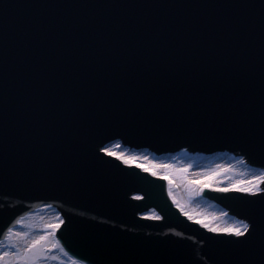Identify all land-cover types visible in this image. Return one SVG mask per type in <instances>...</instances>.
I'll return each mask as SVG.
<instances>
[{
    "label": "water",
    "instance_id": "1",
    "mask_svg": "<svg viewBox=\"0 0 264 264\" xmlns=\"http://www.w3.org/2000/svg\"><path fill=\"white\" fill-rule=\"evenodd\" d=\"M262 79L264 0H0V237L52 203L63 242L86 261L219 264L228 254L217 241L231 238L179 221L162 180L98 147L240 148L264 166ZM130 173L151 188L131 197L138 218L152 203L173 220L135 219ZM260 198L243 197L239 212ZM156 208L148 215L163 217ZM245 258L259 264L261 244Z\"/></svg>",
    "mask_w": 264,
    "mask_h": 264
},
{
    "label": "rangeland",
    "instance_id": "2",
    "mask_svg": "<svg viewBox=\"0 0 264 264\" xmlns=\"http://www.w3.org/2000/svg\"><path fill=\"white\" fill-rule=\"evenodd\" d=\"M111 153V147L107 148ZM120 157V161H127L126 164L137 165L148 172L152 177L166 181L170 192L176 196H180L181 200L177 203L179 209H183V214L189 220L199 224H209L211 227L225 228L228 226V219L224 216L222 210L207 202L204 197L200 196V189L207 190L208 188L216 189L217 187H229L240 182L252 181L255 178V173H244L242 168L235 162L220 158L217 155L210 157L201 156H180L172 160L168 158L156 159L155 156L141 157L136 154L131 155L129 160ZM156 173V175H153ZM210 178V179H209ZM204 184H209L208 187H203ZM199 193V194H196ZM50 209V208H49ZM52 210V209H50ZM54 212V210H52ZM42 212H32L29 217L24 220H19L15 233H27L32 239L45 236L47 243L45 247L51 249L44 253L43 264H72L67 262V257L63 254L60 248H52L55 233L51 231V225L60 222L61 218L57 213L51 214V217L45 218ZM28 216V214H27ZM226 220H222V218ZM0 248V251H4ZM63 257V258H62Z\"/></svg>",
    "mask_w": 264,
    "mask_h": 264
},
{
    "label": "snow or ice",
    "instance_id": "3",
    "mask_svg": "<svg viewBox=\"0 0 264 264\" xmlns=\"http://www.w3.org/2000/svg\"><path fill=\"white\" fill-rule=\"evenodd\" d=\"M261 95V116L258 134L260 147L264 150V79H262ZM254 132V126H241L237 130V135L249 137L253 135ZM100 151L108 155H113L107 148H101ZM117 159H120V157H117ZM124 163H127V161H124ZM153 175H156V173H153ZM262 184H264V172H262L260 176L255 177L252 181L240 182L239 184H233L229 187L216 188L217 191L223 193L235 192L242 196L254 198L258 196L261 197L259 201L254 199L247 201L249 205L248 214L237 224L230 225L226 228L211 227L207 223L202 224V226L211 233L232 237L231 239H221L217 241L220 244L226 245V253L228 254V258L221 260L219 264H256L252 259L245 258V254L255 247L258 234L261 237V259L259 264H264V196H261V194L264 193V187H261ZM208 186L210 185H203V187ZM137 199H139V197H137ZM257 203L260 205L259 217L257 216ZM181 210L183 211V209ZM149 218L155 220L160 219V217L156 215ZM191 218L192 217L189 216V219ZM17 223H19V221H17ZM63 223L64 221L60 220L59 223L51 225L52 233L54 234ZM5 240H7L8 243L5 250L0 251V264H43L44 253L46 251H51V249L45 247L47 243V238L45 236L32 239L27 233L13 234L12 229L9 228ZM4 247V245L0 244V248ZM52 248H60L61 251H64V249L60 247L59 242L54 239ZM72 264H77V261H73ZM82 264H84V262H82ZM87 264H93V262L89 261Z\"/></svg>",
    "mask_w": 264,
    "mask_h": 264
},
{
    "label": "bare ground",
    "instance_id": "4",
    "mask_svg": "<svg viewBox=\"0 0 264 264\" xmlns=\"http://www.w3.org/2000/svg\"><path fill=\"white\" fill-rule=\"evenodd\" d=\"M117 144V143H116ZM116 145H115V143L113 142V143H110V144H108L107 145V147H111V150L112 151H114L115 153H113V155L114 156H118V155H116L117 153L116 152H118L122 157H124V158H126V159H128L129 158V160L130 159H132V157H131V155H134V154H136L137 156H141V157H145V156H147L146 155V153L147 152H129V151H127V150H124V149H121L120 147H119V145L117 144V146L115 147ZM106 147V148H107ZM180 156H185V155H183L182 153L181 154H179L178 156L177 155H174V156H160V159L161 158H168V159H170V160H172V159H174L175 157L176 158H178V157H180ZM218 156V155H217ZM149 157V156H148ZM185 157H187V156H185ZM189 157V156H188ZM238 158H241V157H238ZM241 160L242 161H240V160H238V159H236V160H233V161H235L236 163H238L237 165H239L241 168L242 167H246L245 165H247L246 164V162H245V160H243L242 158H241ZM131 166H133V167H137V168H140L139 166H135V165H131ZM247 166H249V165H247ZM250 167V166H249ZM142 169V175H145V174H147V172H145L144 171V169L143 168H141ZM242 170H243V172L244 173H255V177H258V176H260V174L262 173V172H264V170L262 171V170H258V169H255V171H257V172H255L254 170H251V169H244V168H242ZM168 184H166V181H162V187H161V195H163V196H166V197H168V200H169V204H170V208L171 209H177V213H178V215H180V216H182V217H184V214H183V212L179 209V207L177 206V203H179L180 201H182L181 200V198H180V196H176L174 193H172V192H170V189L168 188V186H167ZM43 211V213L42 214H44L45 216V218H48V217H51V214H53V213H55V212H53L52 210H50L49 208H47V207H42V208H40L38 211H36V212H42ZM29 217V215L28 216H26V217H23V219L22 220H24V219H27ZM186 218V217H185ZM187 219V218H186ZM227 221L229 222V224L228 225H233V224H237L238 222H236V221H234V220H232V219H230V218H228L227 217ZM21 220V221H22ZM222 220H225L224 219V217L222 218ZM226 221V220H225ZM16 229L14 228V229H12V232H14ZM8 234V230H6V235ZM5 242H7V240H5V236H1L0 237V244H4ZM59 244H60V247H61V242L59 241ZM64 249V251H62L66 256H68L67 258V261L68 262H70V261H77V264H82V262H80V261H78V260H75L74 258H72L71 256H69L68 254L69 253H66V248H63Z\"/></svg>",
    "mask_w": 264,
    "mask_h": 264
}]
</instances>
